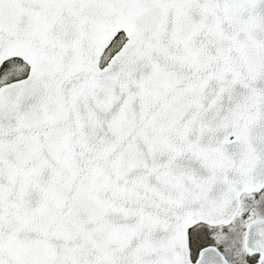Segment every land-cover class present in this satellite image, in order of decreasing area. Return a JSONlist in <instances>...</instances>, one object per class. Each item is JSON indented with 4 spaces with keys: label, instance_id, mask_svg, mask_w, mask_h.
<instances>
[{
    "label": "snow or ice",
    "instance_id": "6c2138e0",
    "mask_svg": "<svg viewBox=\"0 0 264 264\" xmlns=\"http://www.w3.org/2000/svg\"><path fill=\"white\" fill-rule=\"evenodd\" d=\"M0 264H264V0H0Z\"/></svg>",
    "mask_w": 264,
    "mask_h": 264
}]
</instances>
